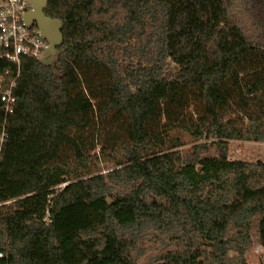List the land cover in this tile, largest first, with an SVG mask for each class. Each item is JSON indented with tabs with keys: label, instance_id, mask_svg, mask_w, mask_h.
Instances as JSON below:
<instances>
[{
	"label": "trees",
	"instance_id": "1",
	"mask_svg": "<svg viewBox=\"0 0 264 264\" xmlns=\"http://www.w3.org/2000/svg\"><path fill=\"white\" fill-rule=\"evenodd\" d=\"M44 14L63 42L52 66L21 59L0 264H138L150 229L178 249L149 264H247L252 239L264 249V163L228 144L264 143V0H48ZM184 137L194 157L175 151Z\"/></svg>",
	"mask_w": 264,
	"mask_h": 264
},
{
	"label": "built area",
	"instance_id": "2",
	"mask_svg": "<svg viewBox=\"0 0 264 264\" xmlns=\"http://www.w3.org/2000/svg\"><path fill=\"white\" fill-rule=\"evenodd\" d=\"M29 6L27 0H0V62L12 67L0 71V162L7 140V120L14 112V89L20 74L21 59H41L49 48L37 27L33 25L28 28L24 23Z\"/></svg>",
	"mask_w": 264,
	"mask_h": 264
},
{
	"label": "rangeland",
	"instance_id": "3",
	"mask_svg": "<svg viewBox=\"0 0 264 264\" xmlns=\"http://www.w3.org/2000/svg\"><path fill=\"white\" fill-rule=\"evenodd\" d=\"M184 145L175 149L182 158L194 157L198 152L195 146L200 144L193 142L191 139H183ZM201 157L216 156V149L213 145H207L205 151L199 154ZM229 158L236 161L243 162H263L264 163V143L260 142H243L232 141L228 144ZM114 164L110 162L98 163L94 165L93 169L102 174H106L113 168ZM66 184H62L58 189H62ZM114 190H119L115 188ZM254 237L255 229L252 230ZM177 238L172 234L161 235L152 229L142 231L139 238V249L142 253L138 264H149L157 262L158 259L167 252L176 251L175 246ZM208 249V248H207ZM230 255H233L230 253ZM247 264H264V249L256 244L254 239L245 254Z\"/></svg>",
	"mask_w": 264,
	"mask_h": 264
},
{
	"label": "water",
	"instance_id": "4",
	"mask_svg": "<svg viewBox=\"0 0 264 264\" xmlns=\"http://www.w3.org/2000/svg\"><path fill=\"white\" fill-rule=\"evenodd\" d=\"M27 2L32 10L24 16V23L28 28L35 25L39 30L40 37L48 42L49 48L42 55L40 63L46 67L52 66L57 63L60 55L58 47L63 42L61 33L63 24L59 20H53L45 16L44 10L48 0H27Z\"/></svg>",
	"mask_w": 264,
	"mask_h": 264
},
{
	"label": "flooded vegetation",
	"instance_id": "5",
	"mask_svg": "<svg viewBox=\"0 0 264 264\" xmlns=\"http://www.w3.org/2000/svg\"><path fill=\"white\" fill-rule=\"evenodd\" d=\"M31 10H32V8H31V6H29L28 9H27V13H30Z\"/></svg>",
	"mask_w": 264,
	"mask_h": 264
}]
</instances>
